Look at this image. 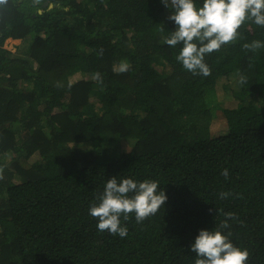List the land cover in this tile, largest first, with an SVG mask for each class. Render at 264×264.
Masks as SVG:
<instances>
[{"label": "trees", "instance_id": "16d2710c", "mask_svg": "<svg viewBox=\"0 0 264 264\" xmlns=\"http://www.w3.org/2000/svg\"><path fill=\"white\" fill-rule=\"evenodd\" d=\"M173 26L160 0L0 6V264H193L190 244L224 212L248 264H264V48L244 47L264 28L241 25L201 77L163 43ZM7 38L29 46L12 52ZM117 175L167 195L143 222L122 221L124 238L88 214Z\"/></svg>", "mask_w": 264, "mask_h": 264}, {"label": "clouds", "instance_id": "9594fccd", "mask_svg": "<svg viewBox=\"0 0 264 264\" xmlns=\"http://www.w3.org/2000/svg\"><path fill=\"white\" fill-rule=\"evenodd\" d=\"M7 3L8 0H0V6ZM160 3L168 10V19L174 25L167 32L160 29L165 33L163 43L170 48L180 45L175 60L194 76L211 74L205 57L234 42L245 22L264 28V0H160ZM244 47L258 50L264 48V41L253 40ZM128 70L126 61L113 66L117 73ZM94 78L102 80L99 72L94 73ZM240 82H244L243 77ZM221 175L228 179L229 170L224 168ZM159 185L151 178L112 176L104 182L102 191L95 194L88 214L96 218L98 231L124 238L128 227L122 221H127L130 214L141 223L164 205L167 195ZM218 195L226 199L230 193L222 191ZM218 211L222 210L216 214ZM235 219V213L224 212L218 225L198 231L189 246L190 252L195 253L193 264H248V250L237 246L232 239L230 221Z\"/></svg>", "mask_w": 264, "mask_h": 264}, {"label": "rangeland", "instance_id": "374dc122", "mask_svg": "<svg viewBox=\"0 0 264 264\" xmlns=\"http://www.w3.org/2000/svg\"><path fill=\"white\" fill-rule=\"evenodd\" d=\"M28 46H29V43L24 42L22 39L14 40V38L13 39L12 38H10V39L7 38L5 40V43H4V47L5 48H7L9 50H12V52H16L18 54H24L25 49H27L26 47H28ZM218 85H222V84H218ZM219 89H222V86H220ZM221 91H222V95H223L222 98L228 96V95H225L223 90H221ZM228 97H227L226 101L228 100ZM35 160L36 159L34 157H32L30 159V161H31L30 163H33V161H35Z\"/></svg>", "mask_w": 264, "mask_h": 264}, {"label": "water", "instance_id": "95a60500", "mask_svg": "<svg viewBox=\"0 0 264 264\" xmlns=\"http://www.w3.org/2000/svg\"><path fill=\"white\" fill-rule=\"evenodd\" d=\"M48 4V1H46L43 5H47ZM50 7H52L53 6V4L52 3H50V5H49ZM39 12H42V10L40 9L39 10Z\"/></svg>", "mask_w": 264, "mask_h": 264}]
</instances>
